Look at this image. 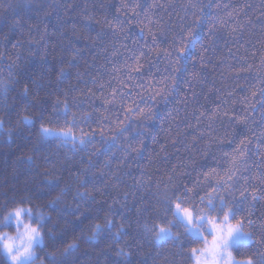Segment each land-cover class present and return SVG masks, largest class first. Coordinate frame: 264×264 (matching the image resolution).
Wrapping results in <instances>:
<instances>
[{"label": "trees", "instance_id": "1", "mask_svg": "<svg viewBox=\"0 0 264 264\" xmlns=\"http://www.w3.org/2000/svg\"><path fill=\"white\" fill-rule=\"evenodd\" d=\"M25 115L74 121L87 143L45 140ZM0 120V217L44 213L58 258L75 242L71 264H192L182 229L176 243L142 225L209 180L256 222L245 254L264 253V0H0ZM105 218L122 236L90 239Z\"/></svg>", "mask_w": 264, "mask_h": 264}, {"label": "snow or ice", "instance_id": "2", "mask_svg": "<svg viewBox=\"0 0 264 264\" xmlns=\"http://www.w3.org/2000/svg\"><path fill=\"white\" fill-rule=\"evenodd\" d=\"M186 35L188 42L183 47L185 51L192 53L201 37L193 31H189ZM3 92H7L6 86L3 87ZM27 94L28 90L25 88V95ZM68 111L65 106V125L68 123ZM21 120L29 126L39 122V134L45 140L54 136L61 143L73 145L87 143L84 139L77 141L73 135L72 128H79V125L74 121L67 131L62 129L56 132L45 126L43 116L39 121L31 119L27 115L22 116ZM3 124V120H0V129L3 128ZM222 186L219 182L214 185L209 180L208 188L211 191L205 190L204 195L196 192L195 196H189L191 189L187 186H183V191L178 189L171 195L165 193L158 201L163 211L153 216L152 224L144 223L142 225L144 233L152 234L158 241L170 240L183 243L180 231L182 229L183 235L187 238V243L184 246L188 248V258L192 264H264V253H261L259 249L250 255L245 254L251 252L252 246L259 243L255 241V234L247 230L256 227V222L241 215L238 209H235L222 197L212 195L218 187ZM63 192L64 190H61V194ZM77 195L82 198L85 196L84 193L79 192ZM253 198L255 197L253 196ZM59 199L60 196H57L50 202V205H55ZM4 208L5 214L0 217V264H71L69 258L79 250L78 244L68 243L59 253L60 258H58L57 250L51 241L45 242L48 226L44 223V213L38 212L34 215L31 207L17 205L10 208L7 203ZM151 211L155 212L156 209L153 208ZM9 224H14V235L7 230ZM261 226L264 227V224ZM115 227L113 221L107 218L104 219L103 226L94 223L90 239H99L105 229L119 239L124 233V226L121 224L119 230L113 232L112 229ZM173 228L176 229L175 232ZM262 240H264V234H262ZM117 255L128 257L131 253L120 249Z\"/></svg>", "mask_w": 264, "mask_h": 264}, {"label": "rangeland", "instance_id": "3", "mask_svg": "<svg viewBox=\"0 0 264 264\" xmlns=\"http://www.w3.org/2000/svg\"><path fill=\"white\" fill-rule=\"evenodd\" d=\"M56 132H59V131H61V130H56V129H54ZM54 137V136H53ZM26 207V206H25ZM8 226H10V227H12L13 228V231H11V230H9V229H7L8 231H10L13 235L15 234V227H14V224H9Z\"/></svg>", "mask_w": 264, "mask_h": 264}]
</instances>
